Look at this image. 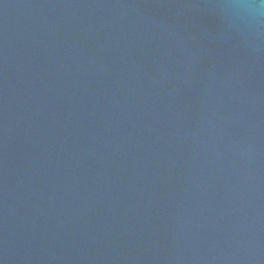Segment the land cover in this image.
<instances>
[{"label":"water","instance_id":"95a60500","mask_svg":"<svg viewBox=\"0 0 264 264\" xmlns=\"http://www.w3.org/2000/svg\"><path fill=\"white\" fill-rule=\"evenodd\" d=\"M0 264H264L260 0H0Z\"/></svg>","mask_w":264,"mask_h":264},{"label":"clouds","instance_id":"9594fccd","mask_svg":"<svg viewBox=\"0 0 264 264\" xmlns=\"http://www.w3.org/2000/svg\"><path fill=\"white\" fill-rule=\"evenodd\" d=\"M245 7H248V8H253L254 6L251 5V4H247V5H244ZM260 7L261 8H264V0H260Z\"/></svg>","mask_w":264,"mask_h":264}]
</instances>
